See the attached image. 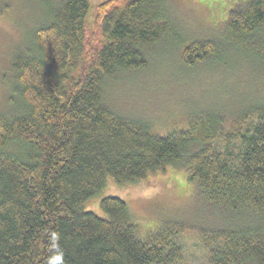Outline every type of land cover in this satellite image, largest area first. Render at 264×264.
I'll use <instances>...</instances> for the list:
<instances>
[{
  "label": "trees",
  "instance_id": "16d2710c",
  "mask_svg": "<svg viewBox=\"0 0 264 264\" xmlns=\"http://www.w3.org/2000/svg\"><path fill=\"white\" fill-rule=\"evenodd\" d=\"M89 5L47 8L11 58L9 109L0 113V264H181L179 225L142 236L118 198L100 201L103 216L83 209L108 179L136 184L168 167L186 171L206 208L245 224L203 237L208 264H264V110L228 123L217 111L193 114L165 135L115 113L105 84L146 69L149 50L173 41L177 29L165 0H106L91 40ZM263 37L264 0L230 12L227 48L264 65ZM217 42L190 41L181 61L218 60Z\"/></svg>",
  "mask_w": 264,
  "mask_h": 264
},
{
  "label": "rangeland",
  "instance_id": "374dc122",
  "mask_svg": "<svg viewBox=\"0 0 264 264\" xmlns=\"http://www.w3.org/2000/svg\"><path fill=\"white\" fill-rule=\"evenodd\" d=\"M61 1L48 0L45 6L38 0H0V113L9 109L12 56L44 20L46 9H55ZM104 1L89 0L86 26L91 40H98L94 37V17ZM250 1L165 0L177 29L173 41L149 50L146 69L126 72L107 82L103 88L105 104L125 118L149 123L159 135L183 128L189 117L205 111L219 112L228 123L250 110H264V65L227 48L222 40L230 12ZM205 38L217 40L223 47L220 58L186 66L180 58L182 47ZM261 44L264 47V37ZM107 197L126 203L142 236L165 224L179 225L185 249L181 264H208L203 237L222 227L245 225L224 211L202 205L196 185L188 181L181 167H168L143 182L124 186L108 179L104 189L83 209L103 216L99 203Z\"/></svg>",
  "mask_w": 264,
  "mask_h": 264
}]
</instances>
